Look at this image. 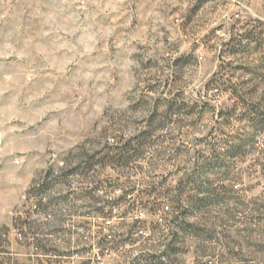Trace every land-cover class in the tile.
<instances>
[{
	"label": "clouds",
	"instance_id": "9594fccd",
	"mask_svg": "<svg viewBox=\"0 0 264 264\" xmlns=\"http://www.w3.org/2000/svg\"><path fill=\"white\" fill-rule=\"evenodd\" d=\"M0 264H264V0H0Z\"/></svg>",
	"mask_w": 264,
	"mask_h": 264
}]
</instances>
